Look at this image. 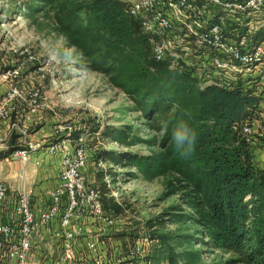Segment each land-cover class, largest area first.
<instances>
[{
	"label": "built area",
	"instance_id": "2783aa9c",
	"mask_svg": "<svg viewBox=\"0 0 264 264\" xmlns=\"http://www.w3.org/2000/svg\"><path fill=\"white\" fill-rule=\"evenodd\" d=\"M119 1L148 37L153 59L187 71L200 88H238L253 98L239 127L254 164L264 169V0ZM8 77L0 98V151L8 150L16 135V146L7 157L24 166L31 153L42 151L55 161L58 171L39 210L25 188L23 166L18 173L20 188L12 200L0 179V264H42L39 256L31 259L37 245L39 254L45 249L44 264L116 263L120 258L115 250L106 252L101 235L119 227L120 215L105 209L100 188L87 183L90 152L84 129L75 137L76 128L58 116L46 140L30 139L28 126L42 118L38 90L30 89L26 101L18 84L19 69L11 67ZM22 101L27 103L29 119L19 112ZM105 182L108 187L109 179ZM46 243L54 251L46 252ZM128 250L127 256H134L139 247Z\"/></svg>",
	"mask_w": 264,
	"mask_h": 264
},
{
	"label": "rangeland",
	"instance_id": "374dc122",
	"mask_svg": "<svg viewBox=\"0 0 264 264\" xmlns=\"http://www.w3.org/2000/svg\"><path fill=\"white\" fill-rule=\"evenodd\" d=\"M77 2L0 0V98L8 83V70L17 67L26 101L27 92L34 89L38 90L36 102L43 105L41 122L28 126L30 139L37 136L35 132L45 121L52 120L53 126L58 116L77 131L84 129L90 152L85 168L87 183L98 186L103 195L102 181L109 179L106 196H113L121 205L119 227L101 235L106 252L115 250L114 255L120 258L114 264H170L166 245L149 236L146 220L178 201L177 195L164 194L166 182L177 172L158 168L155 161L164 153L169 156L166 151L174 143L172 135L183 116L175 114V107L154 114L152 119L143 114L127 92L139 76L135 74L130 80L118 75L119 59L88 31L91 28L83 11L75 8ZM26 101L19 105V112L29 119ZM112 127L126 134L123 142L101 134ZM107 150L126 153L132 161L96 159L98 152ZM0 165L8 167L6 162ZM101 169L102 179L97 175ZM165 220L163 226L156 227L159 232L173 230L180 236L171 243L176 252H182L175 264H246L241 251L204 243L207 237L194 221ZM46 244L49 253L53 247ZM137 246L138 253L127 256L128 248L135 250ZM38 249V245L33 247L31 259L39 256L44 264L45 249H41L43 254Z\"/></svg>",
	"mask_w": 264,
	"mask_h": 264
},
{
	"label": "trees",
	"instance_id": "16d2710c",
	"mask_svg": "<svg viewBox=\"0 0 264 264\" xmlns=\"http://www.w3.org/2000/svg\"><path fill=\"white\" fill-rule=\"evenodd\" d=\"M75 8L83 11L91 28L88 31L119 59L118 75L131 77L130 80L135 74L139 76L127 92L143 114L152 119L154 114L175 107V114L183 116V123L194 134L189 155L181 157L172 143L166 151L169 156L164 153L155 161L156 167L177 172L166 182L164 194L177 195L178 201L146 220L149 236L166 245L169 263L175 264L182 252H176L171 243L180 236L173 230L159 232L156 227L163 226L165 219L191 220L202 227L201 232L207 237L204 243L241 251L246 264H264V169L254 164L239 127L253 98L238 88H200L187 71L170 69L153 59L148 37L141 32L138 21L125 11L123 2L78 0ZM79 132L76 130L74 136ZM101 134L117 142L126 137L113 127ZM16 137L10 139L8 150L0 151V159L15 148ZM98 157L115 163L123 162V158L131 160L126 153L112 150L98 152L97 160ZM101 171L97 175L102 179ZM102 187L103 207L119 214L120 203L113 196H106L104 181Z\"/></svg>",
	"mask_w": 264,
	"mask_h": 264
},
{
	"label": "crops",
	"instance_id": "0c3cea01",
	"mask_svg": "<svg viewBox=\"0 0 264 264\" xmlns=\"http://www.w3.org/2000/svg\"><path fill=\"white\" fill-rule=\"evenodd\" d=\"M52 122V120L45 121V124L35 132V135L37 134V136H34L31 139L39 141L46 140V138H48V134L50 133V124ZM36 158L40 160L38 164L34 163ZM28 161L30 162V164H28L29 169L26 168L28 166V162H26L23 166L20 160L16 158L7 157L0 159V163H8L7 168H5L3 165H0V179L3 180L7 185V199L12 200L14 194L17 193V190L20 188L21 184L20 178L18 176V173L21 169H18L17 167L20 166V168H22L23 166L25 169V188L33 193V197L35 199V209L39 210L41 207H43V205H45L44 202L47 196V191L56 180L58 165L54 160H52V158L42 151L31 153ZM17 162H20V165ZM38 182L39 187L36 188V184ZM43 192H46V195H44ZM40 194L43 195L42 198L39 196Z\"/></svg>",
	"mask_w": 264,
	"mask_h": 264
},
{
	"label": "clouds",
	"instance_id": "9594fccd",
	"mask_svg": "<svg viewBox=\"0 0 264 264\" xmlns=\"http://www.w3.org/2000/svg\"><path fill=\"white\" fill-rule=\"evenodd\" d=\"M174 143L176 151L181 157H186L193 150L194 134L190 133L183 122L179 123L174 131Z\"/></svg>",
	"mask_w": 264,
	"mask_h": 264
}]
</instances>
